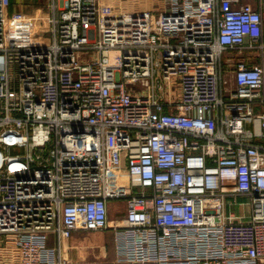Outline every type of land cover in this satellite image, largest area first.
Wrapping results in <instances>:
<instances>
[{"label":"built area","instance_id":"2783aa9c","mask_svg":"<svg viewBox=\"0 0 264 264\" xmlns=\"http://www.w3.org/2000/svg\"><path fill=\"white\" fill-rule=\"evenodd\" d=\"M9 2L0 264H260L264 0H50L29 31ZM106 230L116 260L71 258Z\"/></svg>","mask_w":264,"mask_h":264},{"label":"rangeland","instance_id":"374dc122","mask_svg":"<svg viewBox=\"0 0 264 264\" xmlns=\"http://www.w3.org/2000/svg\"><path fill=\"white\" fill-rule=\"evenodd\" d=\"M25 0H10L9 5H8V12L10 16V22L12 28L16 30H21V31H29V30H38L39 28L42 27V16L46 14L47 8L49 6L50 0H40V2H35L33 1L34 5L40 6L37 11L35 10L36 8L31 7L30 9H23L22 5L20 4L23 3ZM27 1V0H26ZM24 7V6H23ZM38 12H43V13H38ZM158 16V14H156ZM127 210V201L124 198L121 199H112L109 201V216L111 219H115V217H123L126 214ZM234 212H240V208L238 206H233L231 209ZM110 238L108 240V248L110 252V256H112V249H113V239L112 235L113 232L108 231ZM95 234L92 233L91 231H78L73 233V244H79L81 240L88 241L89 243L97 242L98 243V238L94 236ZM100 242V240H99ZM88 251L90 252L89 255L85 259V261H93L96 258L94 257L93 254V249L92 246H87ZM70 256L76 258L78 254L76 251L73 249L72 253ZM260 264H264V260L260 261Z\"/></svg>","mask_w":264,"mask_h":264},{"label":"crops","instance_id":"0c3cea01","mask_svg":"<svg viewBox=\"0 0 264 264\" xmlns=\"http://www.w3.org/2000/svg\"><path fill=\"white\" fill-rule=\"evenodd\" d=\"M34 0H25L23 3L20 2V4L22 5V8L25 9H30L31 7L33 8H36L35 10L37 11V9L40 7V6H37V5H34L32 3ZM35 2H40V0H35ZM24 6V7H23ZM38 13H41V12H38ZM117 218H121V217H115V219ZM108 231H111V230H106V231H97V232H92L94 233L95 237L98 238L100 240H98V243L97 242H91L89 243L88 241H85V240H81V242L79 244H73V248L70 252V254L72 253L73 249L76 251V253L78 254V256L76 258L72 257L71 258L73 260H82V261H85L83 259H85L87 256H90L89 255V251H88V248L87 246H92V249H93V254H94V257L96 258L95 260L93 261H114L116 260V257H117V249H116V242H115V237H114V233L112 235V239H113V249H112V256H110V252H109V248H108V240L110 238V235H109V232Z\"/></svg>","mask_w":264,"mask_h":264}]
</instances>
